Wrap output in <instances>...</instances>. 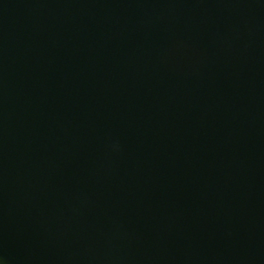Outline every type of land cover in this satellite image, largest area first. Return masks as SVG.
<instances>
[{
  "label": "water",
  "instance_id": "1",
  "mask_svg": "<svg viewBox=\"0 0 264 264\" xmlns=\"http://www.w3.org/2000/svg\"><path fill=\"white\" fill-rule=\"evenodd\" d=\"M0 264H264V0H0Z\"/></svg>",
  "mask_w": 264,
  "mask_h": 264
}]
</instances>
